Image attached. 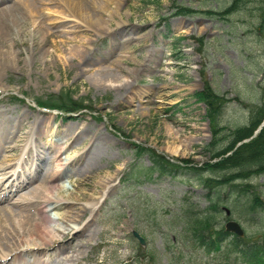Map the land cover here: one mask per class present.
Here are the masks:
<instances>
[{
	"label": "rangeland",
	"instance_id": "rangeland-1",
	"mask_svg": "<svg viewBox=\"0 0 264 264\" xmlns=\"http://www.w3.org/2000/svg\"><path fill=\"white\" fill-rule=\"evenodd\" d=\"M81 1L87 11L95 13L92 0ZM107 1L108 11L117 8L112 18L100 11L103 19L109 17L107 22L91 19L87 27L77 23L74 32L67 24L55 25L54 30L62 26L59 32L69 39L66 42L50 37L44 43L43 34L36 32L39 44L32 47L35 21L26 17L18 32L13 31L22 42L11 45L6 38L11 55L0 60V136L15 135L13 141L7 137L12 142L2 150L0 165L18 157L32 130L37 137L33 146L42 143L41 149L49 156L37 172L39 180L47 168L55 166L50 151L61 145L58 158L69 171L62 175L60 184L66 187L60 195L74 194L84 200L99 193L101 178L112 184L93 212L92 233L82 247L71 245L67 252L50 249L47 264H244L227 245L232 234L217 251L205 252L194 244L183 212L209 204L207 189L200 182L209 172L194 170L193 165L215 160L213 137L217 138L215 146L225 144L231 130L246 124L254 106L264 102V0H239L228 12L224 9L232 0ZM184 5L196 11L173 13ZM74 47L89 48L90 61L97 64L76 70L67 53ZM5 50L0 45L2 54ZM101 77H106L105 83ZM203 78L230 98L219 114L216 133L204 116L206 106L192 95L204 85ZM61 89L72 90L74 97H83L91 108L66 119L35 106L37 96L44 98ZM15 94H23L26 100L10 96ZM20 117L19 125L9 124ZM39 121L43 131L37 133ZM263 126L264 117L234 147L255 137ZM66 133L71 135L67 139ZM90 141L89 151L79 157ZM132 141L151 145L171 158H185L189 166L176 176L146 174L144 168L152 164L150 154L136 155ZM176 145L179 150L174 152L171 149ZM235 180L249 181L247 195L255 191L264 199V173ZM21 190L15 196L28 191ZM220 192L217 224L224 225L229 217L241 223L244 234L259 239L264 210L241 213L245 196L235 200L227 186ZM12 202H0V209L15 210ZM86 213L85 218L92 211ZM56 214L54 209L49 213ZM133 229L143 235L142 244L134 239ZM66 256L71 260L66 262Z\"/></svg>",
	"mask_w": 264,
	"mask_h": 264
},
{
	"label": "bare ground",
	"instance_id": "bare-ground-1",
	"mask_svg": "<svg viewBox=\"0 0 264 264\" xmlns=\"http://www.w3.org/2000/svg\"><path fill=\"white\" fill-rule=\"evenodd\" d=\"M91 2L95 7V9L92 8L95 10L94 14L87 11L81 0H0V45L6 48L4 54L0 52L1 55H4L0 60H8L7 56L11 55V51L6 47L8 39L11 40V45L22 42L18 41L13 31L17 29L18 32L26 17L30 16L37 22H33L35 25L31 38L32 47H38L36 32L43 34L44 43L50 37H54V39L58 37L62 42H66L69 39L64 34H60L61 31L59 32V28L62 26H58L59 28L54 30L55 25L67 24L72 28L68 30L74 32L77 23L86 26L85 23L91 19L107 22L109 17L103 19L100 11H107L110 18L117 11V8L107 10L104 3H108L107 0L99 1L98 4L94 0ZM61 30L65 32V30ZM6 38L8 39L6 40ZM52 46L55 50L57 49L55 40L52 42ZM67 53L71 58L70 63H73L72 67H76L78 71L89 70L92 68L91 66L97 64V62L91 63L90 51L87 47L84 49L74 47ZM33 54L35 53L33 52ZM118 61L122 63V60ZM105 78L101 77L100 79L105 83ZM107 84L117 85L114 82ZM21 120L20 117L16 122H9V124L16 126L21 123ZM6 121L8 120L6 119ZM42 131L43 124L39 121L37 133ZM31 132L21 147L18 157L8 160V162L4 160L5 166L0 165V202L13 201L15 209H0V264H47L45 256L50 249L64 252L71 245L77 246V248L82 247L86 237L92 233L93 212H96V208L103 202L106 190L112 188L110 180L101 178L98 181L101 190L94 196L91 193L84 200H80L81 198L74 194L69 197L60 195L59 191L66 187L60 184L62 175L69 171L68 166H64L58 158L61 145H58L55 151H50V159L55 162V166L47 168L43 174L44 178L39 180L36 177L37 172L44 168L43 163L48 161L49 156L41 149L42 144L32 148L30 145L33 138ZM69 136L71 135L66 133L64 138L67 139ZM75 139L77 138H73V141ZM8 142L11 140L6 136L0 137V154L2 150L6 149L4 145ZM92 145L93 143L90 141V145L80 152L79 157L89 151ZM171 150L174 152L179 150L178 145ZM22 188H27L28 191L15 196V192L22 191ZM52 209L57 210L56 215H49ZM88 210L92 211V214L85 218ZM34 212L37 217L33 215ZM63 259H66V262L71 260L68 256Z\"/></svg>",
	"mask_w": 264,
	"mask_h": 264
},
{
	"label": "trees",
	"instance_id": "trees-1",
	"mask_svg": "<svg viewBox=\"0 0 264 264\" xmlns=\"http://www.w3.org/2000/svg\"><path fill=\"white\" fill-rule=\"evenodd\" d=\"M238 2L239 0H232L231 4L224 9V12H228L234 6L236 7ZM195 11L196 9L184 5L178 6L174 13L185 15L192 14ZM261 25L263 27L264 23ZM203 84L193 95L206 106L204 116L209 118L213 131L216 133L219 130L217 127L220 117L219 114L224 104L230 98L226 94H219L215 91L205 78H203ZM35 102L47 108H56L63 113H70V111H78L81 108L90 107L83 97L75 98L70 89H61L57 94L50 93L46 98L37 96ZM261 103L260 105L254 106L251 110L249 121L246 124L231 130L230 138L225 144L215 146L217 138L214 136L211 156L215 160L205 161L196 168L201 172L210 171V173H213L222 171L218 176L213 177L210 174V176L201 179L202 184L207 188V196L210 204L198 212H191L189 209V215L185 212L188 216L186 221L191 226L193 239L204 247H207V249L217 250L221 242L228 236V231L226 232L223 226L219 227L216 225V212L219 210L220 191L223 186L228 187V191H231L235 200L241 198L239 196H245L243 202L247 211H254L258 207L264 209V199L259 194L254 191L251 195H247V187L250 185L249 182H235V179L239 177L246 178L252 174L264 173V126L255 134V137L234 147L236 142L250 135L261 119H263L264 102ZM137 146L141 148L139 145ZM142 149L151 151L154 168L159 172L170 173V171H175L181 167L180 164L168 161L162 154L153 151L151 148ZM227 151L231 152L227 154ZM137 152L140 153L139 150ZM180 160L187 162L185 158H180ZM233 169L237 170L234 171ZM259 240H252L248 236L237 237L235 235L231 243L237 249L245 264H264V231Z\"/></svg>",
	"mask_w": 264,
	"mask_h": 264
},
{
	"label": "water",
	"instance_id": "water-1",
	"mask_svg": "<svg viewBox=\"0 0 264 264\" xmlns=\"http://www.w3.org/2000/svg\"><path fill=\"white\" fill-rule=\"evenodd\" d=\"M262 124H263V123H262ZM226 224H227V228H228V229H232V230H234V231H236V232L241 233V230H240V228H239L238 223L236 224V223L233 222V221H228Z\"/></svg>",
	"mask_w": 264,
	"mask_h": 264
}]
</instances>
